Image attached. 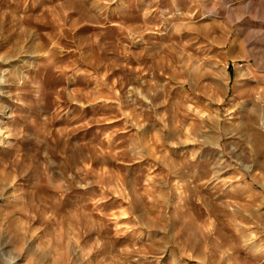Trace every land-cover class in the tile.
Masks as SVG:
<instances>
[{
	"label": "rangeland",
	"instance_id": "rangeland-1",
	"mask_svg": "<svg viewBox=\"0 0 264 264\" xmlns=\"http://www.w3.org/2000/svg\"><path fill=\"white\" fill-rule=\"evenodd\" d=\"M41 12L44 23L35 19ZM82 14L99 17V23H83ZM30 27H36L41 34L64 31L67 39L55 43L65 51L61 54L59 49L55 50V62L65 65L66 71L71 61L89 72L95 71L75 51L81 42L90 39L93 45L84 49L85 58H89V52H95L101 62L98 71L104 73L106 82L115 85L125 111L148 110L165 98L168 105L156 112L170 110L185 95L195 97L191 89L207 88L209 94L215 95L226 79L229 100L223 106L230 108L241 99L245 100L238 113L233 114L236 118L225 124L227 132L237 131V136L227 139L229 147L237 142L239 135L251 133L254 134L256 157L258 151L264 150V142L259 144L256 136L259 129L254 127L260 123L261 106L264 105V0H107L106 3L98 0H0V54ZM69 27L73 33L68 31ZM42 38L47 41V37ZM34 42L35 37L29 42L22 64L0 63V69H18L17 75L30 72L35 77L33 83L43 77L50 86L66 87L74 97L96 88V80L75 70L62 76L50 69L37 70L39 59L31 55L35 51L31 47ZM111 62L122 66L105 73L104 65ZM185 80L186 84L181 83ZM132 89H140L149 96L152 105L140 99L135 91L129 95ZM34 92L30 85H0V131L20 132L23 129L31 135L34 130L30 121L39 120L41 114L55 109L56 105L50 100L44 105L38 103ZM61 107L64 111L59 126L71 127L90 118L116 113L115 105L103 102L86 108L66 102ZM253 108L254 113L250 112ZM236 123L243 127L233 128ZM123 125L124 121H117L81 130L80 135L70 141L68 154L75 156L73 164L78 163L81 155L86 156L79 150L74 152L77 141L101 143L105 131ZM159 127V122L152 119L145 134ZM126 137V133L118 135L113 145L126 146L130 143ZM117 140H124V144L117 145ZM44 150L46 146H38L35 139L0 135V228L7 225L0 231V264H98V261L103 264H200L194 253L182 258L172 242L189 212L193 213L195 227L200 233L217 234L225 241L233 239L242 245L238 249L241 259L264 264V237L246 243L248 234H236L239 227L236 221L244 224L248 218L241 220L243 212L240 209L234 213L224 207L235 201L242 209L252 212L249 203H259L260 197L253 196L252 201L247 198L264 192V187L251 183V176L248 178L250 187H239L237 184H242L243 179L237 175L232 180L229 175L235 174V169L222 174V179L229 181L227 187L215 181L200 183L204 169L208 170L219 153L206 151L199 165V177L193 181L201 193V202L197 204L191 186L185 189L187 195L181 197L172 189L175 179L166 175L168 169L161 166L153 170L149 160L129 167L109 162L110 166L129 172L128 185L122 177L109 174L103 157L96 158L91 165L84 164L83 179L77 176V182L86 187L62 185L59 180L72 169L55 153L51 154L52 162L48 164L42 155ZM234 155L239 156V150ZM33 156L35 161H29ZM240 158L243 164L249 162ZM256 164L257 159L253 171L257 169ZM21 165L26 175L20 174ZM181 175L187 179L196 172ZM207 176L202 179L206 180ZM88 181L94 183L88 184ZM109 188L119 191L111 199L92 202ZM205 196L214 207L203 202ZM130 197H134L132 213L127 207ZM165 203L170 217L167 231L161 224L143 227L149 217L155 215V206ZM260 211L264 212V208ZM195 214H202L203 218ZM133 215L140 227L134 226L137 221L133 220ZM136 248H153L152 255L124 257V253ZM85 253L88 260L84 259Z\"/></svg>",
	"mask_w": 264,
	"mask_h": 264
},
{
	"label": "clouds",
	"instance_id": "clouds-1",
	"mask_svg": "<svg viewBox=\"0 0 264 264\" xmlns=\"http://www.w3.org/2000/svg\"><path fill=\"white\" fill-rule=\"evenodd\" d=\"M98 2L106 3L107 0H98ZM44 11H47V9ZM35 19L40 21V23H44L43 12ZM81 21L83 23H99V17L82 14ZM116 26L118 27L119 25L117 24ZM68 31L73 33L70 27ZM34 37L35 42L31 47L35 51L31 55L39 59V63L36 66L37 70L44 69L47 71L50 69L57 76H62L66 72L75 70L80 74L91 76L97 82L94 90L80 93L78 97H74V94L66 87L50 86L43 77L33 83L35 77L30 72L26 71L22 75H17L18 69H0V85L16 83L20 86L30 85L35 89L34 99L38 103L44 105L50 100L56 105L52 112L43 113L39 120L33 118L30 121L34 130L31 135L23 129L20 132H12L5 129L0 131V135L17 136L18 138H27L29 140L35 139L38 146H46V150L42 152V155L48 160V164L52 162V153L62 157L72 170L68 171L66 176L59 180L60 184L73 185L77 188L86 187L87 185L77 182V176L83 179L85 173L84 164L91 165L93 160L103 157L104 166L109 170V174L122 177L125 184L128 185L129 172L119 167H112L109 162L129 167L128 165H136L149 160L151 161L150 167L153 170L161 166L168 169L166 175L175 179L172 189L180 193L181 197L187 195L185 189L191 186L194 190L193 199L199 204L201 202V193L198 191L197 184L193 183V181L198 178V168L206 151H211L219 153V156H217L214 163L210 164L207 179L201 178L200 183L207 184L215 181L217 185L227 187L229 181L228 179H222V174L231 173L230 170L235 169V174L229 175H231L232 180H235L237 175L243 179L242 184H237L239 187H250L249 176H251V183H260L264 187V162H261L260 167L253 171L256 163L254 134L239 135L237 142L231 148L227 143V139H230L231 136H237V131L227 132L225 124L226 122L231 123L236 118L233 114L238 113L245 100L241 99L230 108L223 106L229 100L228 81L226 79L223 81L222 86L218 87L215 95L209 94L207 88L201 90L191 89L190 92H195V97L191 94L185 95L182 100L172 105L170 110L160 113L156 112V109L168 105L169 101L165 98L160 104L153 105L148 110L136 111L133 109L125 111L123 99L116 91L115 85L106 82L104 73L98 71L101 67V62H98L95 52H89V58H85L84 49L91 48L93 45L90 39L81 42L75 51L80 53V59L84 63L95 69L92 72H89L87 68H80L76 61L68 63L71 67L67 71L65 70V65H57L55 62V50L59 49L62 54L65 49L56 44L55 41L67 39L64 31L59 30L55 34L48 32L41 34L36 27H30L23 36L9 46L4 53L0 54V63L13 64L19 62L22 64V57L28 53L29 42ZM42 37H47V41ZM121 66L115 64V62L104 65L105 73H110L115 67ZM181 83L186 84L187 81L185 80ZM123 86L124 83L121 79V90H123ZM132 91H135L140 99L152 105V100L149 96L144 95L140 89L129 90V95ZM149 95L155 96V93H150ZM200 97H204V99L201 100L199 99ZM66 102L78 105L80 108H86L101 102L113 104L116 107V113L90 118L71 127L59 126L58 121L62 119L61 113L64 111L61 105ZM261 108L260 123L254 127H257L260 132H264V105ZM250 112L254 113L255 109H251ZM152 119L158 121L161 127L145 134V130ZM117 121H124L123 127H115L105 131L101 143L92 144L86 141H77L74 152L79 150L81 153H86V156L81 155L78 163L73 164L72 161L75 156L70 157L68 154L70 141L78 137L81 130L90 129L95 125H112ZM232 127L239 130L243 125L236 123ZM123 133L127 134L126 139L130 143L124 147L114 146L113 141L118 135ZM105 143L107 146H104ZM116 144H124V140H117ZM37 150L39 151V148ZM238 150L239 156H235L234 153ZM240 157L247 159L249 162L243 164ZM29 161H35V156L30 157ZM20 167V174L26 175L25 167L23 165ZM46 168L47 164L44 165L45 171ZM193 171L196 172V175H190L187 179L182 178V173ZM91 183H94V181H88V184ZM117 191L119 189H106L99 199L92 202L100 203L103 200L111 199L112 196L116 195ZM109 193L111 195H108ZM253 196H259L260 200L259 203H249L248 206L252 209V212L242 209L241 205L236 204L235 201L224 205V207L230 208L234 213L237 209H240L243 212L241 220L248 218L247 223L244 224H241L240 220L236 221L237 225H239L236 234L240 235L242 232H247L248 234L249 240L246 243L264 237V212L260 211L261 208H264V192L248 196V201H252ZM203 202L210 206H215L206 196L203 198ZM127 207L130 213L134 212V197L129 198ZM168 213V205L166 203L157 204L155 206V215L149 217V222L144 223L143 227H156L157 224H161L163 225V230L167 231L168 221L170 220ZM195 215L201 219L203 218L202 214ZM233 219H235V216H233ZM133 220L137 221L135 215H133ZM134 226L140 227L141 224L137 221ZM6 228L7 225L0 228V231ZM172 242L179 249L182 258L194 253L200 264H252L250 260L240 258L238 249L242 245L235 240L229 238L225 241L221 240L217 234L200 233L195 227L192 212L188 213L183 223L179 226L172 237ZM233 253L237 254L233 255ZM137 255L148 257L152 253L149 249H141ZM84 259L88 260L87 253H85ZM98 264H103V262L98 261Z\"/></svg>",
	"mask_w": 264,
	"mask_h": 264
},
{
	"label": "bare ground",
	"instance_id": "bare-ground-1",
	"mask_svg": "<svg viewBox=\"0 0 264 264\" xmlns=\"http://www.w3.org/2000/svg\"><path fill=\"white\" fill-rule=\"evenodd\" d=\"M257 130V129H256ZM256 136L258 137V142H259V144H262L263 142H264V132H260V131H257L256 132ZM257 139V138H256ZM261 146V145H260ZM264 150H261V152L260 151H258V153H257V157H256V159H257V164H256V167H257V169L260 167V163L261 162H264V152H263ZM256 152H257V150H256ZM200 172V171H199ZM205 175L207 176L208 175V170L205 168L204 169V171H203V174L201 175V177L200 178H204L205 177ZM199 177V176H198ZM258 179H259V177H258ZM257 184H260V183H257ZM209 190V189H208ZM139 250H141V249H139V248H136V249H134L133 251H131V252H126V253H124V257H126V258H128L129 257V259L130 258H141V256H138L137 254H138V252H139ZM150 250V249H149ZM151 250H153V248L151 249ZM150 250V251H151ZM152 252V251H151ZM139 261H140V259H139Z\"/></svg>",
	"mask_w": 264,
	"mask_h": 264
}]
</instances>
